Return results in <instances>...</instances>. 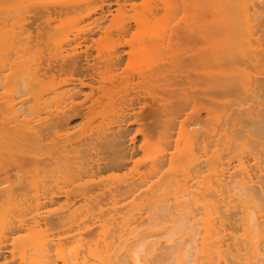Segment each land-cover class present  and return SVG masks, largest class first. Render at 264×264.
Listing matches in <instances>:
<instances>
[{
    "label": "rangeland",
    "instance_id": "1",
    "mask_svg": "<svg viewBox=\"0 0 264 264\" xmlns=\"http://www.w3.org/2000/svg\"><path fill=\"white\" fill-rule=\"evenodd\" d=\"M129 1L120 0L127 6L120 10L116 5L120 3L118 0H0V245L6 242L9 249L5 255L0 253V264H138L134 259L135 253L132 255L127 250L130 248L132 252V247L134 249L132 236H137L139 231L141 234L144 232L139 214L141 207L146 205L143 198L149 194L144 179H149L150 169L145 161L148 155L159 154L165 149L158 133L172 116L166 111L158 116L156 130L148 137L150 149L138 150L127 168L102 173L106 179L100 186L66 203V192L95 180L97 173L95 166L88 167L83 164L84 160L78 159L68 161L69 165L63 168L56 183L55 180L47 181L41 159L49 135L47 108L41 99L46 81L44 68L76 48L89 54L90 63L99 72V78L93 83L95 94L106 88L108 80H113L117 74L130 77L126 87L124 80L120 84L122 87L118 86L122 91L130 93L136 87L148 93L160 92L163 85L161 77H157L153 84L136 85L138 70L134 64L127 66L125 61L114 64L107 60L117 47L123 46L128 52L152 42L159 47L152 63L169 62L166 68L176 69L173 79L180 85L183 76L176 73L179 69L190 68V84L185 85L178 96L192 102L197 98L192 69L210 68L207 72L211 73L217 66L215 64H219L214 59L216 56L220 58L222 40L232 39H229V31L213 35L207 29L211 20L202 19L198 14L204 9L205 0H147L150 5L155 1L153 6L157 11L145 22L140 19L139 10L146 0ZM101 5L106 10L102 18L98 15ZM146 7L145 10L151 6ZM206 24L209 27H205ZM212 26H216L215 21H211ZM123 29L125 32L122 33ZM248 29V34L253 31L259 33L258 27L253 29L251 25ZM244 30H240L241 37L239 30L238 35L235 34L237 32L234 36L232 34L233 40L238 36V40L241 38L243 42L248 35ZM211 75H206L204 103L208 109L200 113L201 124H193V120L186 117L178 120L183 122L186 118L184 132L193 127L202 128V133L195 128L200 134H194L198 136H194L195 151L197 154L202 152V155L204 151L207 155L214 154L212 151L217 147L218 138L215 136L217 121L222 119L219 104L209 100L217 88V82H213ZM184 79L187 78L182 79V85L186 84ZM22 98L24 101L20 102ZM126 103L118 100L115 103L111 100L96 103L83 118L76 120L72 130L60 136V142L64 145L79 144L82 148L87 140L89 149H96L91 142L93 147L90 148L88 141L96 138L94 144L98 137L103 139L110 126L121 118ZM86 104L91 105V102ZM131 121L132 118L128 120ZM144 122L150 124L153 121L145 119ZM180 124L175 123V132ZM130 128L129 136L135 135L138 145H142L143 135L137 132V124ZM173 150L174 144H171L169 152ZM95 154L96 157L105 155L101 150ZM110 193L115 196L110 197ZM108 198L118 201L115 212L101 216L97 207ZM58 213L62 216L61 222L54 221ZM18 224L22 226L17 227ZM90 226L92 229H87ZM23 237H28L24 239L26 243L21 242ZM113 248L115 250L111 252Z\"/></svg>",
    "mask_w": 264,
    "mask_h": 264
},
{
    "label": "bare ground",
    "instance_id": "2",
    "mask_svg": "<svg viewBox=\"0 0 264 264\" xmlns=\"http://www.w3.org/2000/svg\"><path fill=\"white\" fill-rule=\"evenodd\" d=\"M121 3L116 4L118 9L127 7ZM145 3L150 2L146 0L139 10L144 22L157 11L153 6L155 1L148 4L147 7L152 8L146 10ZM205 3L204 9H198L197 13L202 19L215 21L216 25L212 30L211 21H208L210 28L207 29L213 35L229 31L232 41L218 42L222 48L221 55L218 54L220 58L216 56V60L214 54L215 63H219L215 64L214 72H207L210 68L206 70L205 67L192 69L197 87V98L192 102L184 96L179 97L180 90L184 91V86L190 84V68L179 69L176 73L187 78L184 79L186 84L182 85V78L180 85L173 79L176 69L166 68L169 62L152 63L159 51L152 42L128 52L123 46L117 47L107 60L114 64L125 61L127 66L134 64L138 70L136 85L153 84L161 77L160 92L148 93L136 87L130 93L122 91L121 81H125L126 87L130 77L117 74L113 80H108L106 88L95 94L93 83L99 78V72L90 63L89 54L76 48L48 63L43 71L46 81L41 99L47 108L49 135L41 159L47 181L55 180L56 183L63 168L69 165L68 161L82 159L84 165L96 167L97 178L66 192V203L100 186L106 179L102 173L127 168L138 150L146 151L150 147L148 137L156 130L158 116L164 111L172 116L158 133L165 149L159 154L148 155L145 161L150 169L149 179H144L149 194L143 198L146 205L141 207V212L139 210L144 232L132 236L133 243L135 241L132 252L128 247L129 238L126 242L129 248L126 250L135 253L138 264H264V0H205ZM153 7L155 11H152ZM102 8L101 5L98 14L101 18L106 15ZM251 25L253 29L258 27V34L254 31L248 34L250 28H247ZM205 27L209 26L206 24ZM244 27L248 34H245L247 38L243 37L244 43L238 36L233 40L231 35L238 30L239 37L243 36L240 30ZM253 34L257 35L253 37ZM206 75H211L213 82H217L214 97L209 100L219 104L222 118L216 120L219 122L215 135L217 147L210 156L204 150L203 155L195 151L194 136L198 137L202 128L195 127L199 134L194 127L191 131H183L186 118H191L193 124H201L200 113L208 109L204 103ZM104 100L127 103L121 118L110 126L107 135L101 136L103 139L100 140L98 137V145L95 141L93 144L96 138L88 141L90 148L95 145L96 149H89L87 140L86 145L80 143L87 148H79L80 145L74 143L62 144L60 136L72 130L76 120L83 118L91 106ZM88 102L91 105L86 104ZM183 117L185 120L179 122ZM130 118L132 121L128 122ZM145 119L153 122L148 124ZM175 123H181L177 132L174 131ZM134 124L138 126L137 132L143 135L142 145H138L135 135L129 136L130 126ZM171 144H174V150L169 152ZM97 150L105 155L96 157ZM47 188L51 187L47 185ZM114 196L110 193V197ZM117 204L118 201L108 198L99 203L98 213L101 216L114 213ZM54 221H62L60 213ZM145 222L149 226L144 225ZM25 238L21 239L22 243ZM7 249L8 243L3 242L0 253L7 254ZM113 250L115 248L111 252Z\"/></svg>",
    "mask_w": 264,
    "mask_h": 264
}]
</instances>
